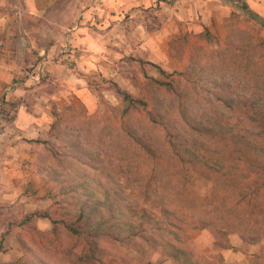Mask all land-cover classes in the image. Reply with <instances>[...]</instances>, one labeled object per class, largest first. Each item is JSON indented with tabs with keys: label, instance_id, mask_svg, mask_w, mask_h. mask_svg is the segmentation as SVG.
I'll return each instance as SVG.
<instances>
[{
	"label": "rangeland",
	"instance_id": "374dc122",
	"mask_svg": "<svg viewBox=\"0 0 264 264\" xmlns=\"http://www.w3.org/2000/svg\"><path fill=\"white\" fill-rule=\"evenodd\" d=\"M51 1H47L44 8L38 4L40 11L36 12L32 10L34 0H0V71L7 75L8 69L12 73L16 72L13 81L9 86L5 85L0 94V129L4 128L8 120L14 118L23 101L39 102L37 97L50 99L46 106L52 115L49 135L45 140H39L43 146L41 150H36L38 161L34 168L12 169L14 173L21 172L18 177H14L17 175L15 173L13 179L5 169H0V264H34V255L27 250L34 247L32 238L39 240V235L40 238L48 240L54 228L52 220L61 219L54 203L56 199L51 196L58 191V184L50 172L38 168L41 155L49 153L48 149L54 146L62 145L60 138L52 136V127L56 120L61 119L62 124L68 128L81 125L83 132H75L76 139H85L84 135L95 139L96 134H101L106 127L127 129L131 125L147 124L154 114L150 82L153 79L169 81L168 74L188 72L196 56L201 59L212 57L219 50L217 43H209L198 37L206 29L182 33L178 39L165 40L167 44L160 38L153 40L154 45L151 46L130 40L123 49L111 45L107 65H102L96 72L80 71L81 76H86V82L72 84L74 79L65 77L67 73L62 75L56 70L60 59L51 52L50 44L54 40V34L50 30L64 16L54 13L55 5ZM89 1L76 0V19L88 7ZM8 2L11 5L9 7ZM140 14V18L152 20V28L146 31L149 37L156 35L162 26L160 14L155 10L142 11ZM259 15L264 19V15ZM123 19L131 20V12L125 13ZM209 30L222 42L228 38L230 41L235 36L247 42L253 41V44L263 43L262 46L252 49L251 57L261 63L260 69L264 73V24L251 17L243 9L241 1L234 3L227 24H223L221 29ZM125 32L131 33L132 30L127 28ZM64 48L69 53L70 46ZM45 61L49 63L43 65ZM71 63L73 64L70 67L76 68L78 63ZM40 67L44 70L43 77L37 84L30 81V77ZM181 78L194 79L191 75ZM63 83L67 86H62ZM14 87L25 91L24 98L11 97L8 101V90ZM118 88L143 103L136 110H130L129 104L118 93ZM82 90L83 95H80ZM49 96L52 98H48ZM42 104L45 105L44 102ZM55 112L59 115L56 116ZM160 137L161 141L152 142L151 152L140 147L129 162L122 160L120 154L106 157L103 149L96 150L95 146L91 149V157H86L81 168L90 176L89 183L97 195L103 197L107 191L117 192L118 199L125 206L135 207L136 218L139 217V220L144 209H147L156 219L155 224L161 222L167 231H172L173 234L168 232L165 237L175 247L185 250L187 255L180 260L175 259L168 249L149 240L139 239L130 243L110 242L109 248L101 252L97 264H264V215L254 211L252 203L248 208L246 204L249 201L245 202L240 214L237 211L214 214L212 211L215 207L209 205L210 201H206L208 196L217 189L218 203L223 204L228 200L234 205L237 202V197L233 196V186L236 183L219 177L218 184L211 180H200L192 186V173L187 170L191 168L183 165L173 154L163 133H160ZM232 154L239 156L237 152ZM122 169L126 171L125 174ZM87 175L82 178L83 181H87ZM8 180L12 181L10 185ZM9 186H14V189ZM245 186L249 187L248 190H253L258 185L251 180L245 182ZM153 190L154 197L150 196ZM261 191L262 195L257 204L264 206V188ZM197 201H205L209 205L206 210L193 209L197 213H209L208 216H203L207 217L208 223L204 226H197L195 220L185 216L187 213L189 217L192 215L190 207ZM220 208L223 212V206ZM127 213V216L130 215L129 209ZM44 215L49 217L42 218ZM171 220L174 224H171ZM146 223L148 228L153 224ZM174 233L179 235V240L174 239ZM259 237V243L245 242ZM37 248L36 246L35 249ZM79 251L78 260L69 256L58 257L50 260V264H90L88 257H85L89 247L84 250L80 248Z\"/></svg>",
	"mask_w": 264,
	"mask_h": 264
},
{
	"label": "trees",
	"instance_id": "16d2710c",
	"mask_svg": "<svg viewBox=\"0 0 264 264\" xmlns=\"http://www.w3.org/2000/svg\"><path fill=\"white\" fill-rule=\"evenodd\" d=\"M242 4L251 17L264 24L259 14ZM198 37L217 43L219 50L212 57L201 59L196 56L188 72L168 74L169 81L153 79L150 82L154 114L147 124L131 125L127 129L106 127L101 134H96L95 139L87 137L89 135H84L85 139H76L75 132H83L81 125L68 128L61 119L56 120L52 136L60 138L62 145L54 146L48 149L49 153L41 155L38 168L50 172L58 184V191L51 196L56 199L54 203L61 219L52 220L54 228L48 240L39 235V240L32 238L34 247L27 250L33 253L34 264H50V260L65 256L78 260L79 249L84 250L85 247H89L85 256L88 262L97 264L101 252L109 248L110 242L130 243L139 239L168 249L175 259L186 257L185 250L175 247L165 237L168 232L173 234L172 231H167L161 222L155 224L156 219L147 209L139 220L135 207L125 206L118 199L117 192L107 191L103 197L96 194L89 183L90 176L81 168L86 157H91V149L95 146L96 150L103 149L106 157L120 154L122 160L129 162L140 147L151 152L152 142L161 141L160 133H163L173 154L183 165L191 168L187 170L192 173V186L200 180L218 184L219 177L236 183L233 186V196L237 197L234 205L228 200L218 203L217 189L208 196L206 201L215 207L213 213L237 211L240 214L245 202L249 201L246 204L248 208L252 203L254 211L264 215V206L257 204L264 188V73L260 69L261 63L251 57L252 49L263 43L253 44V41L247 42L231 35L232 40L228 38L222 42L209 29ZM160 71L165 74L162 69ZM185 75L194 79L181 78ZM118 93L129 104L130 110H136L143 103L119 88ZM55 115L59 114L55 112ZM234 152L239 156L233 155ZM86 175L88 179L83 181ZM251 180L258 186L248 190L245 182ZM151 193L150 196L154 197V190ZM209 205L205 201H197L190 207L192 215L189 217L187 213L186 218L195 220L197 226L208 224L207 217L203 216L209 213H197L193 209L206 210ZM128 209L130 215L127 216ZM45 217L49 216H42ZM146 222L153 224L148 228ZM171 224H174L172 220ZM174 236L175 240L180 239L177 233ZM260 241V237L245 240L246 244Z\"/></svg>",
	"mask_w": 264,
	"mask_h": 264
},
{
	"label": "crops",
	"instance_id": "0c3cea01",
	"mask_svg": "<svg viewBox=\"0 0 264 264\" xmlns=\"http://www.w3.org/2000/svg\"><path fill=\"white\" fill-rule=\"evenodd\" d=\"M47 1L49 0H34L32 10L39 12L38 4L44 8ZM239 1L264 15V0H90L88 7L76 19V0H52L51 3L55 5L54 13L64 15L63 20L50 30L54 34V40L50 44L51 52L60 59L56 70L62 75L67 73L65 77L74 79L72 84L85 83L86 76H81L80 71L96 72L102 65H107L111 45L123 49L132 40L137 44L143 42L144 46H151L154 45L153 40L159 38L167 44L165 40L178 39L182 33L187 34L192 30L221 29L223 24L228 23L234 3ZM146 10H155L160 14L162 22L160 31L152 37L146 32L148 28H152V20L140 18V13ZM129 12L132 19L124 21L125 13ZM127 28L132 32H125ZM64 46H70L69 53ZM69 60L78 63L76 68L70 67L73 63ZM10 70L8 69V75L0 71V94L16 75V72L12 73ZM62 86L67 85L63 83ZM83 92L84 90L80 91V95ZM24 94L23 89H9L8 101L11 97L22 99ZM50 96L48 98H52ZM36 99L39 102L23 101L14 118L0 129V169H5L11 178L15 173L17 175L14 177L21 173H14L12 169L34 168L38 161L36 150H41L43 146L39 140H45L50 132L52 115L46 106L50 99ZM11 182L8 180L9 185ZM9 187L14 189V186Z\"/></svg>",
	"mask_w": 264,
	"mask_h": 264
},
{
	"label": "built area",
	"instance_id": "2783aa9c",
	"mask_svg": "<svg viewBox=\"0 0 264 264\" xmlns=\"http://www.w3.org/2000/svg\"><path fill=\"white\" fill-rule=\"evenodd\" d=\"M49 63V61H45L44 63H43V65H46V64H48ZM41 69H39V71L37 72V73H35V74H33L31 77H30V81H33L34 83H40L41 82V80H42V77H43V67H40Z\"/></svg>",
	"mask_w": 264,
	"mask_h": 264
}]
</instances>
